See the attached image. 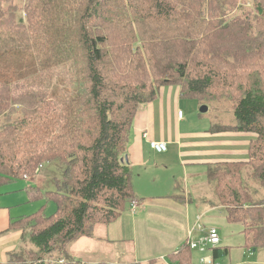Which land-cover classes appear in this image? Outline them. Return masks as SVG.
Here are the masks:
<instances>
[{
    "label": "trees",
    "instance_id": "obj_1",
    "mask_svg": "<svg viewBox=\"0 0 264 264\" xmlns=\"http://www.w3.org/2000/svg\"><path fill=\"white\" fill-rule=\"evenodd\" d=\"M250 1L0 0V196L40 165L65 167L56 190H29L45 201L39 211L10 223L22 231L10 264L84 263L69 246L134 199L132 125L164 85L201 105L235 100L234 123L210 130L257 136L251 161L208 165L206 175L209 204L264 249V0ZM193 252L185 241L170 260L193 264ZM212 252L216 261L229 247Z\"/></svg>",
    "mask_w": 264,
    "mask_h": 264
},
{
    "label": "crops",
    "instance_id": "obj_2",
    "mask_svg": "<svg viewBox=\"0 0 264 264\" xmlns=\"http://www.w3.org/2000/svg\"><path fill=\"white\" fill-rule=\"evenodd\" d=\"M180 94L181 87L179 85H164L155 100L139 106L132 125L133 129L127 155L133 176L138 175L141 181L150 186L168 185L165 190H162L163 192H159V196H150V201H147L140 193L135 194L134 198L140 200V206L135 213H132L134 215L139 214L146 208V203H153L163 208L161 210L166 213H162V216H167L164 220L175 223L174 225H168L175 231V236L184 229L180 237L182 238L181 241L175 243L183 245L186 241L187 231L194 225L198 215L204 217L205 213L210 212V210L221 208L214 206L207 209L205 205L199 204L197 205L198 210L202 206L206 211L199 210L195 218L191 217L190 204L195 201L170 191L175 184H180L176 181L177 175L171 170L180 169L179 166L182 168L186 166L190 168V171L199 167L207 172L208 165L222 162H249L258 153L257 144L255 143L257 136L253 132L225 129L212 131L210 128L213 124H205L202 127L184 125L185 115L183 114L180 117L179 111H182L181 108L185 105V102L192 101L184 99ZM197 105L198 107L201 106L196 102L195 108H198ZM145 132L149 134V139L167 141L168 149L164 153H157L152 150L149 147L148 140L143 138ZM158 159L161 162H157ZM174 163L179 166L174 165ZM151 167L165 170L166 181L159 180L158 177L161 175L151 171ZM184 174L185 179L190 177L186 169ZM32 179L34 178L32 177ZM134 187H137V185ZM181 201L183 205H178L177 203ZM205 202L208 203L210 200L207 199ZM176 206L184 207L187 214L185 216L180 214L181 209H177ZM177 214L182 216H178L175 221L171 215ZM18 219L20 218L13 216L11 210L9 211L6 206L2 208L0 206V264H10L8 254L19 247L22 231L8 230L10 223ZM116 223L114 222L108 226L99 224L96 226L93 236H83L72 242L69 246L70 256L85 264H172L170 253L177 251L180 246L171 244L166 246V243H164L163 254L154 252L146 257L139 258L135 241L129 238L122 240L118 235L117 230L119 229ZM133 227L136 228L137 226L134 225ZM127 230L128 227L125 229L124 227L120 228V232H127ZM125 242H132L134 245L133 250L121 248L120 244ZM215 262L212 264H215Z\"/></svg>",
    "mask_w": 264,
    "mask_h": 264
},
{
    "label": "rangeland",
    "instance_id": "obj_3",
    "mask_svg": "<svg viewBox=\"0 0 264 264\" xmlns=\"http://www.w3.org/2000/svg\"><path fill=\"white\" fill-rule=\"evenodd\" d=\"M250 3L251 1L248 0V6L251 5ZM191 101L192 102H185V105L181 108L183 114L185 115L184 125H195L202 127L205 124L211 125L217 123H234L235 100L220 99L217 102H210L209 104H206L208 111L205 113H202L200 110L203 105L194 99ZM196 102L201 106L198 107L197 105L198 108H195ZM261 144H264V136L261 138ZM158 160L157 162H161ZM174 165L177 164L174 163ZM64 168V165L59 161H52L51 163L44 164V168L38 169L36 172L37 174L33 176L34 179H32V176H24V178H14L8 183H5L1 187V208L6 206L9 211L11 210L12 215L16 216L17 218H23L24 216L36 213L44 205L45 201L39 199L32 200L29 190L40 189L44 193L47 191L56 190L58 188L57 180H62ZM179 168L180 169H172L171 171L177 175L176 181L180 184H175V186L170 191L176 195L186 197V199L191 198L193 201H195L193 204H190V216L195 218L197 213H199V210L204 212L206 211L205 208L210 209L215 206L211 203L209 204V202H205V200H210L213 198L212 189L210 188V183L207 180V172L206 170H202L199 167L195 168L194 170L191 169V171L190 168L186 166L183 168L179 166ZM185 169L190 175V177H186V179L184 174ZM151 171L161 175L158 177L159 180L161 179L162 181H166L165 170H159L156 169V167H151ZM132 184L134 194L140 193V195L145 197L147 201H150V196H159V192H163L162 190H165L166 187H168L167 184L150 186L149 184L141 181L138 175L132 177ZM135 185H137V187H134ZM250 186L251 188L256 187L257 183L252 181ZM177 204L183 205V202L181 201ZM199 204L205 205V208L200 206L198 210L197 205ZM176 208L181 209L179 212L180 214L184 216L187 214V211L184 210V207L176 206ZM56 209V203L54 201H50L47 202L43 212L45 215L51 216L53 212L56 211ZM161 209L163 208H160L153 203H146V208L139 212V214L134 215L132 212H130L129 202L123 212L124 214L115 221L117 222L116 224H118L116 225L119 229L117 230L118 235H120L122 240L129 238L130 240L135 241V247L137 248V255H139V258L146 257L150 253L154 252L163 254L165 248L164 243H166V246L170 244L178 245L175 244L176 241H181L182 239L180 237L182 236L184 229L175 236V231L172 229V227L168 226L169 224L174 225L175 223L166 222L164 219L167 216H162V213L166 212H163ZM171 216L175 221L177 220L178 216L181 217L179 214ZM202 222L206 224L207 227L216 226L219 230V235L221 238L220 246L229 247L230 253L216 260L215 264H262L264 262V249L254 248L256 249L254 250L249 248L246 243L247 237H245V234L241 232L242 225L229 223L226 220L224 209L210 210V212L205 213ZM134 225L137 227L134 228ZM121 227H124V229L128 227L127 232H120ZM169 229L171 230L169 231ZM176 231H178L177 228ZM133 246L134 245L132 242L120 244V247L124 250L126 248L133 250ZM178 246L181 245L179 244ZM193 253V264H204L201 262V257L203 255H213L212 250H208L204 253L194 251Z\"/></svg>",
    "mask_w": 264,
    "mask_h": 264
},
{
    "label": "built area",
    "instance_id": "obj_4",
    "mask_svg": "<svg viewBox=\"0 0 264 264\" xmlns=\"http://www.w3.org/2000/svg\"><path fill=\"white\" fill-rule=\"evenodd\" d=\"M179 116H183V112L179 111ZM143 138L148 140L149 147L157 153H164L168 149L167 141H159L154 139H149V134L147 132L143 133ZM43 166L40 165L39 168ZM28 177V176H26ZM140 206V200L134 198L130 203L131 212H136ZM202 215H198L194 225H192L186 236V244L190 247L191 250L195 252L204 253L208 250H212L221 244V238L219 235V230L216 226L207 227L202 222ZM201 262L204 264H212L214 262L213 255H203L201 257ZM61 264H65L64 260L59 261ZM84 264V263H83Z\"/></svg>",
    "mask_w": 264,
    "mask_h": 264
},
{
    "label": "water",
    "instance_id": "obj_5",
    "mask_svg": "<svg viewBox=\"0 0 264 264\" xmlns=\"http://www.w3.org/2000/svg\"><path fill=\"white\" fill-rule=\"evenodd\" d=\"M207 109H208L207 105H206V106L203 105V106L200 108V110H201L202 113H205L206 111H208Z\"/></svg>",
    "mask_w": 264,
    "mask_h": 264
}]
</instances>
